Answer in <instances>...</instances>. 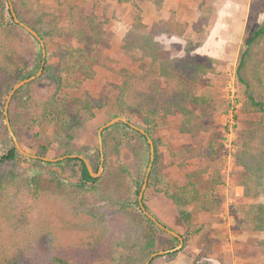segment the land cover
<instances>
[{"label": "rangeland", "instance_id": "rangeland-1", "mask_svg": "<svg viewBox=\"0 0 264 264\" xmlns=\"http://www.w3.org/2000/svg\"><path fill=\"white\" fill-rule=\"evenodd\" d=\"M15 6L19 20L39 31L49 23L43 15L54 16L55 26L48 24L43 40L47 53L60 46L76 50L70 59H48L63 79L58 101L66 104L88 94L101 103L92 115L78 114L75 122H70L72 114L55 113L42 125L28 126L34 114L25 111L24 100L16 101L11 106L16 138L31 155L42 152L56 159L76 147H89V157L81 156L98 169L100 158L93 152L99 149L97 130L116 110L125 72H158L162 63L180 57L213 61L214 70L195 81L179 76L190 95L200 99L184 102V111L172 112L166 104L170 95L164 93L163 78L157 88L146 91L158 92L165 103L153 107L158 175L172 188L191 182L200 192L197 203L181 209L187 224L170 200L146 187V207L184 241L180 250L151 264H264V245L259 243L263 232L245 229L249 207L264 205V168L257 173L243 168V162L258 153V145H264V113L248 102L249 96L264 102V41L250 49L237 72L250 10L257 11L258 24H264V0H15ZM172 23L180 24L183 33H174ZM27 45L17 58L23 69L34 48ZM42 88L36 82L22 98ZM149 105L145 102L143 109ZM132 114L130 122L143 126L141 115ZM7 139L0 135V140ZM120 148L121 161L108 152L97 185L76 188L73 195L61 185L62 180L77 184L78 168L72 164L23 159L0 164V176L10 177L0 187V264H110L114 252L123 251L120 246L154 233L137 206H130L133 187L142 184L147 169L143 143L133 135ZM250 185H258L257 193L250 195ZM229 233L236 235L235 259L227 252ZM243 233L249 235L245 241L239 238ZM177 245L159 236L150 251Z\"/></svg>", "mask_w": 264, "mask_h": 264}, {"label": "trees", "instance_id": "trees-1", "mask_svg": "<svg viewBox=\"0 0 264 264\" xmlns=\"http://www.w3.org/2000/svg\"><path fill=\"white\" fill-rule=\"evenodd\" d=\"M11 2L14 6L17 17L22 21L17 7L15 6V0H11ZM43 16L46 20L45 22H49V26H55V19L53 15L45 13ZM257 16L258 12L251 9L249 13V21L246 27V31L248 34L244 41L245 49L239 57L237 72L240 71L243 67L245 56H247L250 49L255 44L264 41V24H258ZM172 21L173 20H171L170 22ZM48 24L47 29H42L43 31L36 30L32 26L30 27L35 29V31L44 40V37L49 30ZM171 27L174 33H183L180 24L172 23ZM21 34H23L24 37H22ZM26 44L30 46L33 45L34 48L32 47L33 51L28 68L23 69L24 67H21V65H19L17 58L21 56L20 54L22 52V48H24V45ZM75 52V49H71L67 46L58 47L55 53L50 54L46 52L45 64L41 76L38 79L24 85L14 93L8 107V117L12 130L16 137L17 131L14 122L15 118H13L11 115V106L16 101L24 100L26 102V104L23 103L25 105V111L29 110V112H33L34 114V117L28 120V126L42 125L48 118L53 117L55 113H62V115L72 114V117H70V122H75L78 120V114L81 113L85 115H92L95 110L101 108L99 99H94L88 94H85L78 98H72L66 104H61L58 101L63 79L61 77L59 67L52 62H48V59L51 56L62 60L70 59ZM41 60V49L37 40L29 35L19 25L14 23L10 14L8 1L0 0V135H6L8 138L6 142L0 140V164H3L6 161L15 162L17 159H23L30 163L41 162L49 165L48 162H43L41 160L22 156L15 149L14 144L7 133L6 127L3 124V107L7 94L12 89L14 84L31 75H34L40 67ZM213 70L214 65L213 61L210 58L202 59L201 61L196 62V60H193L189 57H180L175 61L167 62L166 64L162 63V67L158 72L147 69L142 72L144 73L142 76H135L134 74L125 72V81L122 84L119 96L116 99V110L112 113L111 116V118L116 116L126 117L129 121H131V118L129 117L130 114L133 113L134 115H141L143 126L140 127L143 128L146 133L152 138L155 152L152 170L150 171L148 176L147 189L151 188L155 193L163 195L168 200H170L179 210V217L181 218L180 220L187 224L189 222L188 217L186 213H184V211H182L181 209L183 207H187L197 203L200 199V192L197 188V185L191 182H188L187 184L177 188H172L166 181H164L162 176L158 175V172L156 170V168H158L156 145L157 140L153 136V131L156 129V123L154 121V115L156 111L153 110V107H155L158 103H165L160 101L158 92L155 91L152 92V94L146 95V91L151 89V87L157 88L159 80L163 78V84L164 86H166L164 93H168L170 95V97L166 96V102H168L166 104L169 106V108H171L172 112H181L185 110L182 107V104L184 102H198L200 99L192 97L190 95L189 89L180 77L195 81L201 75H205L209 72H212ZM144 77H146V80L142 82L141 80ZM36 82H41L43 86L42 90L30 95H26L22 98L25 89H28ZM244 86L248 88L249 84L244 83ZM145 102H148L150 104L147 109H143V104ZM248 102L251 108L260 113H264L263 101L256 99L253 96H249ZM131 103L137 104L132 105ZM138 106H140V109L138 108ZM20 118L22 117L20 116ZM133 135L138 136L143 143L145 154L142 153V158L144 159L143 164L146 167L149 162V146L147 144L146 138L123 123H117L116 125L108 128L102 133L103 156L105 158L104 163L107 162V154L111 151L116 153V155H119L116 161H121L120 147L129 144L133 140ZM111 147H113L114 150H111ZM258 149L259 151L257 154L252 155L249 160L245 161V163L243 162V168L250 171L255 170L256 173L262 172V169L264 168V145L259 144ZM86 150H88V152H85ZM89 151V147H76L71 152L62 153L61 156L76 154L89 157V154H91V152ZM93 152L96 159L98 160L100 158L99 149H95ZM35 155L44 156L45 154H43L42 152H36ZM56 163L58 165L72 164L71 168H78L79 179L77 184H72L68 181L62 180V190H65V193H67L68 195H73L72 192L73 190L76 191V188H94L100 180L99 178H92L89 175L83 161L78 158H70ZM93 171L96 172L97 168H93ZM9 178H3L0 176V187H2L3 184L9 180ZM141 186L142 184H139L136 185L137 188H135L134 185L132 190V192L134 193V197L133 200H130V206H132L131 204L137 206L138 211L144 217L145 221L153 227L154 233H158L159 235L156 236L154 233L148 231V233L144 235L143 239H140L137 242H126L125 245L120 246L123 251L114 252L115 258H113L112 256L110 264H143L148 259L151 253L156 252H151L150 250L152 247H154L156 240L158 241L159 236H165L167 237V239H170L175 243H177L178 241L175 237L156 227L155 224L142 213L138 205V195ZM257 186L258 185H250V195H253L255 192L257 193V191H254ZM145 199L146 198L143 197V203L146 207ZM117 201L120 200L117 199ZM120 202L122 203V201ZM146 209L150 214H152L147 207ZM121 211L122 210L120 209L119 212ZM246 220L248 225H246L245 229L264 232V205H251L246 211ZM188 232V235L193 234L191 231ZM181 237L183 236L181 235ZM259 243L261 245H264V240L260 241ZM173 248L174 247H171L170 249ZM153 260L150 262V264L153 262ZM13 264L18 263L16 262Z\"/></svg>", "mask_w": 264, "mask_h": 264}, {"label": "water", "instance_id": "water-1", "mask_svg": "<svg viewBox=\"0 0 264 264\" xmlns=\"http://www.w3.org/2000/svg\"><path fill=\"white\" fill-rule=\"evenodd\" d=\"M8 1V5H9V10H10V14L12 16V19L14 21V23H16L17 25H19L21 28H23L29 35H31L34 39L37 40V42L39 43L40 49H41V55H42V60H41V64L40 67L38 69V71L30 76L27 77L19 82H17L16 84L13 85L12 89L9 91V93L6 96L5 99V103H4V107H3V116H4V124L7 130V133L9 135V137L11 138L15 149L24 157H28L31 159H37V160H41L43 162H59V161H63L65 159H70V158H78L80 160L83 161V163L85 164V167L89 173V175L92 178H98L100 176V174L102 173V164L104 161V156H103V138H102V133L107 130L108 128L116 125L117 123H123L125 125H127L128 127H130L131 129L137 131L138 133H140L142 136H144L146 138L147 144L149 146V162L147 165V169H146V173L144 176V180L138 195V205L140 210L142 211V213L151 221L155 224L156 227H158L159 229L165 231L166 233H168L169 235L175 237L178 240V245L176 247H174L173 249L170 250H166V251H158V252H154L152 254H150V256L148 257V259L143 263V264H150V262L158 257V256H162V255H166L169 253H174L178 250L181 249L184 241L183 238L181 237L180 234L176 233L175 231L169 229L168 227H166L164 224H162L160 221H158L152 214H150L146 207L144 206L143 203V194L144 191L147 187V182H148V176L150 171L152 170V166H153V161H154V145H153V140L152 138L146 133V131L141 128L138 127L137 125L131 123L128 119L121 117V116H116L111 118L109 121H107L104 125H102L98 130H97V143H98V148H99V152H100V164H99V168L97 169L96 172L93 171V168L90 164V162L83 156L81 155H76V154H72V155H64L60 158H56V159H50L47 157H42V156H37V155H31L29 153H27L26 151H24L22 149V147L20 146L19 142L17 141V138L12 130V127L10 125V121H9V117H8V107H9V103L14 95V93L19 90L21 87H23L24 85L38 79L43 71V67L45 64V58H46V47H45V43L43 41V39L40 37V35L30 26L26 25L25 23L21 22L19 20V18L16 15V12L14 10L13 4L11 2V0H7Z\"/></svg>", "mask_w": 264, "mask_h": 264}, {"label": "crops", "instance_id": "crops-1", "mask_svg": "<svg viewBox=\"0 0 264 264\" xmlns=\"http://www.w3.org/2000/svg\"><path fill=\"white\" fill-rule=\"evenodd\" d=\"M164 22H166V21H164ZM157 195H159V194H157ZM159 196H163V195H159ZM166 198V197H165ZM173 204V203H172ZM174 205V204H173ZM149 209V208H148ZM150 210V209H149ZM150 211H153V210H150ZM153 214H154V217L158 220V221H160L158 218H157V214L155 213V212H153ZM161 222V221H160ZM162 223V222H161ZM165 225V224H164ZM166 226V225H165ZM263 232V231H262ZM262 234H264V232L262 233ZM235 236L236 235H232L231 233H229V244H228V246H229V249H227V252L229 253L230 252V254H231V256H232V259H235L236 257H235V248L233 247V244H232V240L233 239H236L235 238ZM246 236V237H245ZM242 237V238H241ZM239 238H241V240H246L247 238H249V235H245L244 233L239 237ZM263 239H264V236H263ZM231 263H233V260H231Z\"/></svg>", "mask_w": 264, "mask_h": 264}]
</instances>
